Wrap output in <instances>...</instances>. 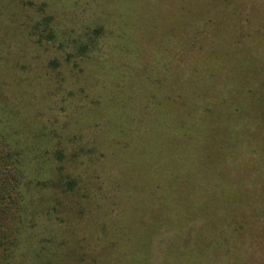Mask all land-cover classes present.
Wrapping results in <instances>:
<instances>
[{"label": "rangeland", "instance_id": "rangeland-1", "mask_svg": "<svg viewBox=\"0 0 264 264\" xmlns=\"http://www.w3.org/2000/svg\"><path fill=\"white\" fill-rule=\"evenodd\" d=\"M0 24L27 171L60 192L11 264H264V0H0Z\"/></svg>", "mask_w": 264, "mask_h": 264}, {"label": "trees", "instance_id": "trees-1", "mask_svg": "<svg viewBox=\"0 0 264 264\" xmlns=\"http://www.w3.org/2000/svg\"><path fill=\"white\" fill-rule=\"evenodd\" d=\"M150 12L151 11L148 9L144 12L143 18L145 17V21H148L151 26H165L166 15L163 14V17H159L160 13L165 12L164 8H154L153 12L148 14ZM147 16L148 18L146 19ZM0 25H3L0 26L1 38V31H4L5 29L7 31V26L4 24ZM1 42L0 39V45ZM0 50L2 52L3 47H0ZM210 52L213 53V55H207L209 59H206V70H208V72L217 69V71H220L221 68L227 65V59L223 47L220 44H216L214 48L212 47ZM5 56L7 55L5 54ZM6 58L7 57L4 59ZM3 63L5 64V60L0 57V264H11V259L18 249H20L21 234L28 223L27 219H32L43 213L40 208L45 204L46 199H49L53 203L51 205H54L58 201L60 192L58 191V188H53L54 186L48 184V182H52L50 178H48L49 181L45 183L44 181H36L37 178L34 177L33 172L30 173L27 171V169H29L27 167L28 164L30 165L29 167H31L33 163H31V159L29 160L31 153L29 150V140L34 139L35 137L37 138L38 136H34V132L29 131L27 125L23 126L19 123L17 126V124H13L16 118L15 115L19 117L24 115L19 109L17 110L14 108L13 110V107L10 106L17 101L22 103L25 96L22 98V95L17 93L14 94L9 90L10 80L4 76L6 74L3 73L5 69ZM231 63L233 65V61ZM184 72L185 73H183L182 77L184 79L182 80L183 83L193 75V72H186V70ZM244 75L247 74L244 73ZM213 78H215V76L210 77V79ZM8 106L10 107V110ZM6 107H8V112L5 110ZM33 159L35 158L33 157ZM32 183H36L34 189L29 185ZM48 189H50V193L54 189L56 191L55 194H51V196L50 194H46L48 193ZM34 196H36L34 203L37 204H35V207H31L30 201ZM53 196H56V198ZM39 197H41V199ZM31 209L32 213L29 212ZM51 209L56 212V214L60 213V210L57 211L56 204L49 210ZM44 257L45 256H42L41 254L38 257L40 260L34 259L32 262L35 264L37 262L42 264Z\"/></svg>", "mask_w": 264, "mask_h": 264}]
</instances>
